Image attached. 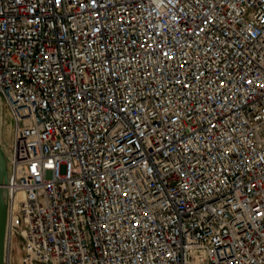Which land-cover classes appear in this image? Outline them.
<instances>
[{
	"label": "built area",
	"instance_id": "1",
	"mask_svg": "<svg viewBox=\"0 0 264 264\" xmlns=\"http://www.w3.org/2000/svg\"><path fill=\"white\" fill-rule=\"evenodd\" d=\"M0 101L5 264H264V0H0Z\"/></svg>",
	"mask_w": 264,
	"mask_h": 264
},
{
	"label": "water",
	"instance_id": "2",
	"mask_svg": "<svg viewBox=\"0 0 264 264\" xmlns=\"http://www.w3.org/2000/svg\"><path fill=\"white\" fill-rule=\"evenodd\" d=\"M1 112V106H0ZM2 119L0 116V264H5L6 234L8 225V167L4 149L1 141Z\"/></svg>",
	"mask_w": 264,
	"mask_h": 264
},
{
	"label": "rangeland",
	"instance_id": "3",
	"mask_svg": "<svg viewBox=\"0 0 264 264\" xmlns=\"http://www.w3.org/2000/svg\"><path fill=\"white\" fill-rule=\"evenodd\" d=\"M0 106L2 108V112L4 115V121H3V125H4V129H3V139L4 142L2 141L3 144L7 145V147H10L13 145L14 143V121L9 113V110L6 106H4V104L0 101ZM5 122V123H4ZM21 248H22V241L17 238L15 239V263H18L19 258L22 254L21 252Z\"/></svg>",
	"mask_w": 264,
	"mask_h": 264
},
{
	"label": "crops",
	"instance_id": "4",
	"mask_svg": "<svg viewBox=\"0 0 264 264\" xmlns=\"http://www.w3.org/2000/svg\"><path fill=\"white\" fill-rule=\"evenodd\" d=\"M3 129H4V125L2 124V128H1V140L4 142V139H3Z\"/></svg>",
	"mask_w": 264,
	"mask_h": 264
},
{
	"label": "bare ground",
	"instance_id": "5",
	"mask_svg": "<svg viewBox=\"0 0 264 264\" xmlns=\"http://www.w3.org/2000/svg\"><path fill=\"white\" fill-rule=\"evenodd\" d=\"M2 115V113L0 112V116ZM2 141V140H1ZM6 145L2 143V147L4 148Z\"/></svg>",
	"mask_w": 264,
	"mask_h": 264
}]
</instances>
